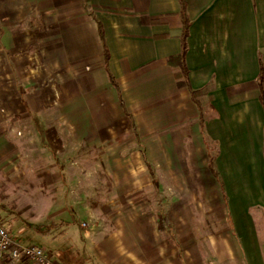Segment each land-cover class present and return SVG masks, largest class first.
<instances>
[{
	"label": "crops",
	"instance_id": "obj_1",
	"mask_svg": "<svg viewBox=\"0 0 264 264\" xmlns=\"http://www.w3.org/2000/svg\"><path fill=\"white\" fill-rule=\"evenodd\" d=\"M183 12L202 112L168 64ZM261 73L264 0H0L3 181L56 193L57 155L100 163L87 213L53 206L18 240L56 264H264Z\"/></svg>",
	"mask_w": 264,
	"mask_h": 264
},
{
	"label": "rangeland",
	"instance_id": "obj_2",
	"mask_svg": "<svg viewBox=\"0 0 264 264\" xmlns=\"http://www.w3.org/2000/svg\"><path fill=\"white\" fill-rule=\"evenodd\" d=\"M88 156H77L71 159H64V157H58V155L56 156L57 165L61 166V172H57L55 174L54 180L56 181L57 188L62 189L60 190V192L57 191L56 193H53L52 188L47 189L46 187L44 189L42 187L38 189L36 187L26 188L24 186L23 189H19L18 186V189L16 190L15 185L3 181V174L0 171V221H3L4 219V225H6V227L11 230V232L15 231L12 234L15 238H20L22 240V238L19 236V228H24L21 232H23L24 230H26L25 232H27V230L30 231L31 226L33 225V216H44L47 214V212L51 211V208L53 206L56 207V209H60V211L65 210L66 212H72V208H77L79 209V212H88V205L96 201L97 198L93 193V189L95 186H97L98 180V173L95 172V170L92 171V169L88 167L92 166L93 164H100L98 156ZM84 164L87 166L86 172H79L77 169H74L75 166ZM65 166L66 171H64ZM29 180H32V178H29ZM45 182H47V180ZM79 191L83 196L84 204L75 205L73 204L74 199L72 196L75 192ZM62 195L65 196L66 202H63L64 199L62 198ZM53 197H55L56 200L60 198V204H58L57 202L51 203V199ZM12 226L13 228H11ZM167 226L169 227V222L167 223ZM260 241L261 246L264 250V237H260ZM187 246L189 251L191 252L192 247L190 246V244ZM199 248V254L206 257L207 252L205 249V251H203L204 245H201V247ZM197 253H195V257L198 256ZM241 259V256H239V258H237V261L230 264H240Z\"/></svg>",
	"mask_w": 264,
	"mask_h": 264
},
{
	"label": "trees",
	"instance_id": "obj_3",
	"mask_svg": "<svg viewBox=\"0 0 264 264\" xmlns=\"http://www.w3.org/2000/svg\"><path fill=\"white\" fill-rule=\"evenodd\" d=\"M183 17H184V29H183L182 39L184 42V48L180 54L170 57L168 59V64L175 69V79L177 81V87L179 89L187 88L191 93V97H192L194 103L197 105L199 110L202 112V104L200 101V95H201L200 91L195 90L191 86V83H190V78H189L190 73H189V70L187 67V63H186L187 51H186V45H185L186 40H187V36H188V31H189V19H188L185 12H183ZM106 56H108V55H106ZM259 81L261 83V102L264 105V90L262 87V83L264 82V76L262 73H261V76L259 77ZM146 160L147 159L145 157V161ZM146 163L150 167V164L147 161H146ZM210 169L213 172V174L218 177V174L215 172L214 165L212 163H210ZM167 223H168V221L166 220V218H164L163 215H159V217H158L159 230L163 231V230L167 229ZM0 226L7 228L6 225H4V219H3V222L0 221ZM7 230L11 234V232H10L11 230H9L8 228H7Z\"/></svg>",
	"mask_w": 264,
	"mask_h": 264
},
{
	"label": "built area",
	"instance_id": "obj_4",
	"mask_svg": "<svg viewBox=\"0 0 264 264\" xmlns=\"http://www.w3.org/2000/svg\"><path fill=\"white\" fill-rule=\"evenodd\" d=\"M6 258L32 264H56L43 247L22 242L11 235L7 228L0 226V264Z\"/></svg>",
	"mask_w": 264,
	"mask_h": 264
}]
</instances>
